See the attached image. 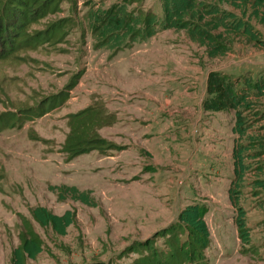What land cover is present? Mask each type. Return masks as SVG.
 <instances>
[{
	"label": "rangeland",
	"instance_id": "obj_1",
	"mask_svg": "<svg viewBox=\"0 0 264 264\" xmlns=\"http://www.w3.org/2000/svg\"><path fill=\"white\" fill-rule=\"evenodd\" d=\"M53 2L25 27L27 36L36 35L37 41L0 58V115H14L0 128V264H14L12 251L28 223L42 250L35 258L25 257L24 264H134L147 253L139 242L150 240L157 251L166 247L178 211L193 201L206 207L208 264H264V193H256L250 183L241 188L239 204L246 210L250 235L243 242L227 191L233 172L225 150L233 139L223 138L218 118L205 119L199 110L201 66L212 67L217 60L206 59L203 47L184 30H160L116 52L97 45L90 11L121 3L128 9L159 11L158 0ZM228 52L224 60L264 62V45L243 37ZM257 68L254 73L264 71V65ZM147 92L155 101L145 105L146 118L136 129L142 139H133L132 129L126 132L119 125L127 119L119 120L115 107ZM164 101L166 106L160 105ZM91 105L103 115L97 127L103 143L69 156L63 143L70 114ZM263 108L261 97L250 107L257 119L250 132L260 136L251 161L262 165ZM223 116L227 121L231 114ZM133 140L135 155L130 149L119 157L117 153L129 150L126 141ZM256 174L264 175L252 169L246 181ZM62 183L91 189L95 204L59 198L51 185ZM34 205L56 213L72 210L66 233L35 220L30 212Z\"/></svg>",
	"mask_w": 264,
	"mask_h": 264
},
{
	"label": "trees",
	"instance_id": "obj_2",
	"mask_svg": "<svg viewBox=\"0 0 264 264\" xmlns=\"http://www.w3.org/2000/svg\"><path fill=\"white\" fill-rule=\"evenodd\" d=\"M159 11L146 8L128 9L126 4L90 11L91 26L97 38V45L116 52L123 46L143 42L160 30H184L188 37L197 42L208 56L226 54L233 42L243 37L255 45H264V0H158ZM53 0H0V58L14 53L22 45L36 42V35L27 36L25 27L53 7ZM42 36H40L41 38ZM233 74L222 69H211L206 76L205 95L202 107L206 110H233L232 130L237 134L231 148L233 175L228 185V197L236 207L234 222L243 242H249V227L246 210L239 204L241 188L250 183L256 193H264V175L256 174L246 181V174L252 169L264 174L262 163L251 161L257 153L256 142L260 136L250 132L254 125L250 107L256 98L264 99V71ZM246 73V72H245ZM250 74V75H248ZM254 76V78H253ZM51 100L39 105L35 113L40 114ZM94 109V110H93ZM95 112V114H93ZM105 114H108L107 112ZM260 116L264 115V108ZM16 118L19 115L15 114ZM14 115H0V128ZM100 108L94 105L70 114V130L63 148L74 156L99 148L104 138L97 127L103 123ZM59 198L70 196L87 204H95L91 189H80L74 184L51 185ZM205 205L193 201L184 205L177 214L172 233L164 249H157L150 240L137 245L147 251L134 264H208L205 249L210 243V229L204 217ZM31 215L41 225L51 226L65 234L72 223L74 213L66 209L56 213L43 205L30 208ZM20 234V243L12 251L14 264H24V258H35L42 250L41 240L27 224ZM170 232V231H168ZM182 235L183 237H180Z\"/></svg>",
	"mask_w": 264,
	"mask_h": 264
},
{
	"label": "crops",
	"instance_id": "obj_3",
	"mask_svg": "<svg viewBox=\"0 0 264 264\" xmlns=\"http://www.w3.org/2000/svg\"><path fill=\"white\" fill-rule=\"evenodd\" d=\"M154 35L151 36L150 38L154 37ZM135 43L136 42H134L132 44V46H134ZM227 53H230V52H227ZM223 56H226V55H224V54L223 55H216V56L205 55L206 59L210 58L212 60H217L216 61L217 64H215L212 67L211 66L204 67L203 65L201 66L202 67L201 69H202L203 81H202V89H201V92H200V100H199L198 104H199V110H200L201 114H204L206 116L205 119H209V118H213V117L218 118V126L222 127L225 130V132L222 134L223 138H227V139L232 138L233 142H234V139L237 136V134L235 132H233V130H232L233 110L232 109H228V110L214 111V110H206V109H204L202 107V102L201 101H202V98L205 95L207 73L211 69H222V70H224L226 72L233 73L235 75L243 73V72H247V71H249L251 73H254V71L256 70L257 66L258 65L259 66L264 65V62H262V61L256 62V61H252L251 59H249V61H251V62H247L245 65H242L240 63V61L234 60L232 58H230V60H224L222 58ZM234 72H238V73H234ZM143 88H145V91L148 90L147 86H143ZM151 96H152V94L147 92V95L142 97V98H137L136 100H133L132 102H128V103L124 102L121 105L117 104L116 107H115L117 112H118L117 116H119V118L118 117L117 118L119 120L120 119H127V120L132 122V123L129 124V123L126 122L127 120H123V121H121V123L119 125H121L123 130L126 129V132H129L130 129H132L133 139H142V137H143L142 135H140V133H137L136 129L139 128L138 124L140 123V119L144 120L146 118L145 117V112L147 110L145 109V105L147 103L155 101V99L152 98ZM160 105H162V106L165 105L166 106V101H164V103H161ZM224 112H229L231 114V117L227 121H225V119H223L224 118V116H223ZM201 118H203V117L201 116ZM148 122H149V120L147 119L145 121V124L148 123ZM126 142H127V144H129V147H128L129 150H124L123 152L117 153V155L119 157H122V159H123V157H125L127 152L130 151V149H132V151H131L132 155H135V152H136L135 151V141L133 140L132 142H129V141H126ZM233 142H232V145H233ZM228 143H230V142H228ZM142 147H144V146H142ZM231 148H232V146H231ZM231 148L230 149L227 148L225 150L228 154H230V157H231ZM145 150L147 151V153H149V155H152V153L150 151V148H145ZM139 152H141V151H138V153ZM120 165H118L116 167V169L121 168ZM231 165H232V159L230 161V167H231Z\"/></svg>",
	"mask_w": 264,
	"mask_h": 264
}]
</instances>
